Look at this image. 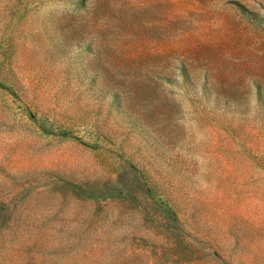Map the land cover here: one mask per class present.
Returning <instances> with one entry per match:
<instances>
[{
	"label": "rangeland",
	"instance_id": "obj_1",
	"mask_svg": "<svg viewBox=\"0 0 264 264\" xmlns=\"http://www.w3.org/2000/svg\"><path fill=\"white\" fill-rule=\"evenodd\" d=\"M0 264H264V0H0Z\"/></svg>",
	"mask_w": 264,
	"mask_h": 264
}]
</instances>
